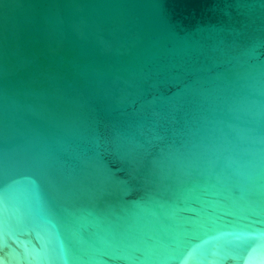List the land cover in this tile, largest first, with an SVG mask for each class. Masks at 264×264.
<instances>
[{"label": "water", "instance_id": "water-1", "mask_svg": "<svg viewBox=\"0 0 264 264\" xmlns=\"http://www.w3.org/2000/svg\"><path fill=\"white\" fill-rule=\"evenodd\" d=\"M0 264H264V0H0Z\"/></svg>", "mask_w": 264, "mask_h": 264}]
</instances>
